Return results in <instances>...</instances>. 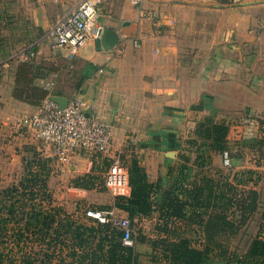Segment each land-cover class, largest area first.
I'll return each mask as SVG.
<instances>
[{
	"label": "crops",
	"instance_id": "1",
	"mask_svg": "<svg viewBox=\"0 0 264 264\" xmlns=\"http://www.w3.org/2000/svg\"><path fill=\"white\" fill-rule=\"evenodd\" d=\"M9 1H14L12 25L25 29L31 42L16 45L0 62L8 64L0 68V143L20 141L21 116L46 98H80L114 129L113 150L105 157L135 155L161 193L175 188L185 200L184 192L203 175L261 192L264 0H145L143 8L157 11L158 23L141 20L131 0H103L99 24L119 42L110 51L89 43L87 53L81 51L72 63L64 50L51 48L50 33L56 20L83 0H0L1 11ZM142 36L146 39L136 48ZM27 50L34 58H16ZM206 118L229 127L231 168L224 166V153H210L204 166L195 163L196 148L187 141ZM8 130L14 136L5 134ZM72 161L90 163L81 177L91 172L94 159L79 155ZM163 222L155 213L138 225L148 238H158L165 236L158 231ZM137 251L144 264H153L148 244Z\"/></svg>",
	"mask_w": 264,
	"mask_h": 264
},
{
	"label": "trees",
	"instance_id": "2",
	"mask_svg": "<svg viewBox=\"0 0 264 264\" xmlns=\"http://www.w3.org/2000/svg\"><path fill=\"white\" fill-rule=\"evenodd\" d=\"M6 4L7 8L0 10V62L11 56L16 45L30 41L25 29L12 25L9 14L14 1ZM229 131L226 124L212 118L198 123L195 139L187 141L196 148L195 163L201 160L204 166L210 153H225ZM99 156L93 157L90 173L71 182L74 189L93 192L101 183L105 187V177L101 182L99 173L106 175L113 161ZM120 158L128 173L130 195L111 196L112 202L97 210L114 209L118 217L130 221L135 231L133 247L124 245L122 230L112 222L101 224L86 218L88 209L71 214L57 205L48 185L55 160L34 151L25 162L24 175L0 189V264H144L137 251L144 244L152 249L153 264H264L262 192L203 175L181 200L175 188L161 193L158 184L150 183L135 155L130 160L125 155ZM155 213L165 221L158 227L165 236L148 238L138 222ZM257 214L258 231L247 249L229 252L230 242ZM177 222L182 225L176 226ZM193 232H197L196 238Z\"/></svg>",
	"mask_w": 264,
	"mask_h": 264
},
{
	"label": "built area",
	"instance_id": "3",
	"mask_svg": "<svg viewBox=\"0 0 264 264\" xmlns=\"http://www.w3.org/2000/svg\"><path fill=\"white\" fill-rule=\"evenodd\" d=\"M144 1L131 0L139 10V18L158 23L160 21L158 12L144 9ZM102 2L103 0H83L54 23L50 33L51 48L64 50L70 63L89 43L100 37V32L104 28L99 24L98 9ZM145 39L146 37L142 36L136 40L135 47L140 48ZM34 56L33 52L27 50L18 53L16 58L29 61ZM7 65L4 63L0 68H6ZM93 108L85 100L77 98L69 101L68 106L61 110L48 97L34 111L23 114L18 126L44 144V147L50 151V156L60 166L69 164L79 155L92 158L97 155L105 157L113 150L114 129L93 114L91 112ZM120 156L117 155L112 159L113 163L105 175V188L112 197H128L131 191L128 173L122 165ZM223 157L224 166L231 168L232 159L229 152H225ZM86 218L101 224L112 222L122 230L124 245L134 246L135 231L130 221L118 217L114 209L106 211L90 209L86 211Z\"/></svg>",
	"mask_w": 264,
	"mask_h": 264
},
{
	"label": "rangeland",
	"instance_id": "4",
	"mask_svg": "<svg viewBox=\"0 0 264 264\" xmlns=\"http://www.w3.org/2000/svg\"><path fill=\"white\" fill-rule=\"evenodd\" d=\"M88 48L90 49L91 47L87 46L83 49L82 54L85 55ZM70 82L69 79L67 84L70 85L71 88L75 87L74 84L77 82ZM18 129L23 132V136H20V141H11V143H3L1 141L0 143V189L11 186L24 175L25 162L32 158L34 151L42 156H50L51 154L50 151L44 147L45 145L31 136L28 131L21 127ZM12 131L13 130H8L5 134L11 136L13 134ZM9 132L11 133L9 134ZM8 139H13V137H7V140ZM52 167L53 172L48 181L49 188L54 195L56 204L62 206L69 213H82L84 209H98L101 206H108L110 202H112L111 195L105 190L104 184L102 183L98 186L96 192H80L78 190L76 191V189L71 186V182L77 178L80 173L89 170L91 167L89 162L74 163V161H71L65 166H60L54 162ZM75 170H79L80 172H76ZM99 174L101 182L104 183L105 172H100ZM258 180L261 184L260 188L262 195H264V174L261 175V178ZM263 204L264 203H262V208ZM259 218L260 214H257L250 225L245 226L235 240L230 242L229 252L245 251L247 249L251 240L257 234ZM136 228L140 229V227Z\"/></svg>",
	"mask_w": 264,
	"mask_h": 264
},
{
	"label": "water",
	"instance_id": "5",
	"mask_svg": "<svg viewBox=\"0 0 264 264\" xmlns=\"http://www.w3.org/2000/svg\"><path fill=\"white\" fill-rule=\"evenodd\" d=\"M118 42V37L114 31L103 29L100 32V37L96 40V46L98 49L102 47L104 51H110ZM50 99L55 102L61 110L65 109L69 103L68 99L65 97L52 96Z\"/></svg>",
	"mask_w": 264,
	"mask_h": 264
}]
</instances>
